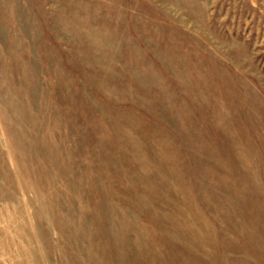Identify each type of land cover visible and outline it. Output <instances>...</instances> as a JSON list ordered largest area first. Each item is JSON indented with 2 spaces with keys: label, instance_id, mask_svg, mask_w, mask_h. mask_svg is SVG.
<instances>
[{
  "label": "rangeland",
  "instance_id": "374dc122",
  "mask_svg": "<svg viewBox=\"0 0 264 264\" xmlns=\"http://www.w3.org/2000/svg\"><path fill=\"white\" fill-rule=\"evenodd\" d=\"M0 264H264V0H0Z\"/></svg>",
  "mask_w": 264,
  "mask_h": 264
}]
</instances>
